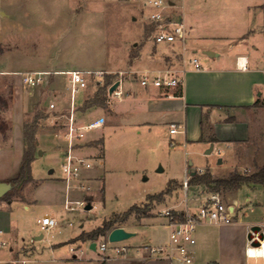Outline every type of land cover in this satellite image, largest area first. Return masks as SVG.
<instances>
[{
    "label": "crops",
    "instance_id": "1",
    "mask_svg": "<svg viewBox=\"0 0 264 264\" xmlns=\"http://www.w3.org/2000/svg\"><path fill=\"white\" fill-rule=\"evenodd\" d=\"M148 1L131 0L130 10L142 12L147 17L153 10ZM2 3L3 0H0V15L4 13ZM169 10L176 14L182 13L188 27L187 46L192 57L200 60L203 69L197 70L190 61L192 57L187 58L188 47L185 54L183 49L180 52L159 54L162 43H156L152 36L145 40V31L141 27L137 30L138 39L134 41L135 59L125 67L126 73L121 80L117 73H112L120 71V68H67L61 64L53 69L57 74L58 71L71 70H105L115 74V82H119L117 88L122 91V96L117 98L109 93L108 112L101 108L93 111V116L102 123L110 139L117 136L112 149L115 154L123 148L118 146L121 138L136 135L147 139L158 138L162 144L168 141L171 147L181 143L184 157L178 170L165 178L168 182L176 180L182 185L190 171L204 173L209 170L213 175L223 177L233 170H259L264 167V0H175V5ZM132 20L135 21L136 17L133 16ZM12 22H15L14 26L11 25L14 27L12 37L16 38L20 29L17 21ZM148 41L152 43L148 51L151 58L141 59ZM177 46L182 48L178 44H167L166 48L173 50ZM206 50L213 51L215 55L208 56ZM244 62L246 68L240 65ZM163 69H171L182 75V87L159 88L141 84L144 73ZM20 71L18 68H0L1 80L8 81L2 84V88L9 89L13 97L9 128L5 134L0 132V182L6 183L14 181L20 174L26 151V113L34 105L35 87H25L26 84L18 76L22 73ZM25 91H28V95H25ZM172 123L179 125L178 132H170ZM91 138L102 146L101 154L96 158L101 159L104 165L100 172L95 166L86 172L93 184L96 181L103 182L105 173H112L114 167L110 162L104 132L102 136ZM172 141L175 145H171ZM40 142H43V137L39 138ZM211 145L214 149H220L224 156L217 161L205 157V165L195 159L187 160L190 153L199 158L207 156ZM53 152L62 156L59 152ZM77 152L85 156L88 154L82 149H77ZM34 153L35 150L32 161L35 160ZM160 169L164 171L163 167ZM54 171L51 169L49 174L36 175L30 169L29 175L19 185L16 183L0 197V264H170L166 259L148 258L144 249L147 244L125 243L122 246L128 247V250L117 253L109 248L105 252L91 248L93 241L97 242L100 237L108 239L107 235H101L96 240H76L82 233L98 226L88 230L83 229V224L79 230L71 228L74 210L66 208V203L83 197H91L93 201L94 196L91 192L68 188L63 177L54 176ZM31 179L37 180L36 185L25 193L24 185ZM238 189L233 193L232 200L226 201L237 211L236 223L198 226L195 259L191 264H246V241L238 239L235 232V226L247 215L239 204ZM77 193L82 197L75 198ZM34 208L42 211L37 221L49 215L58 219L62 227L54 234H44L43 231L39 234L29 220ZM172 208L183 210L185 205L178 207L175 204ZM122 227L128 229L126 225ZM41 234L43 237L36 239ZM45 235L48 236L46 239ZM168 241L169 229L168 235L157 244ZM83 245L87 246V250ZM71 248H76V252Z\"/></svg>",
    "mask_w": 264,
    "mask_h": 264
},
{
    "label": "rangeland",
    "instance_id": "2",
    "mask_svg": "<svg viewBox=\"0 0 264 264\" xmlns=\"http://www.w3.org/2000/svg\"><path fill=\"white\" fill-rule=\"evenodd\" d=\"M26 1L29 2L28 5ZM108 1L110 2L107 3L106 0H3L4 13L0 15V68H18L19 71L21 70L20 72L46 71L50 73L46 83L35 87L34 105L26 113L24 123L25 130V124H31L39 110L49 115L39 119L37 128V136L38 138L43 137V142L36 146L35 160L31 164V169L36 175L49 174L53 169L55 170L54 176L63 177L62 162L70 144L67 134V116L71 111L70 74L69 71H58L57 74L53 67L64 64L67 68H120V71H124L136 56L134 41L138 39V28L144 29L145 40L153 35L154 26L144 13L130 10L131 0ZM133 16L136 17L135 21L132 20ZM13 20L17 21L20 29L16 38L12 37L14 28L12 26L15 25ZM166 45V43H162L161 51L159 50L158 53L182 51V48L178 46L173 50L167 49ZM151 46V41H148L145 46L147 53L144 52L141 59L148 58L150 60L151 53L148 51L151 50ZM188 49L187 58L190 59L193 54L190 47ZM199 55L204 57L201 52ZM81 72L86 75L88 86L77 95V104L84 101L82 105L75 107L77 125L98 120L92 112L101 108L108 112L110 105L108 101L104 105L100 101H96L93 106L86 108V101L95 99L99 83H105L108 74L100 79L95 77L94 71ZM113 75V80L117 79L116 75ZM18 76L21 77V73ZM13 77H17V75ZM7 82L1 80L0 74V132L2 134H5L9 128V115L13 100L11 91L2 88V84ZM25 87L28 88L27 85ZM25 95H28V91H25ZM51 102L55 103L54 108L50 107ZM102 127L87 130L84 138L73 139L74 147L86 150L88 152V154L85 153L86 156L91 158L93 167L95 166L96 170L100 172L104 165L101 159L96 157L101 154L102 146L98 144L99 141L91 137L102 136V132H104L111 156L110 162H112L114 170L112 173H105L103 182L96 181L91 184L90 192L94 196L91 201L93 205L91 209H86V205L89 203L87 198L84 206L75 205L76 208L71 215L73 219L71 228L79 230L80 225L83 224V229H91L101 225L104 219H109L114 214H122L133 205H139L140 208L127 221L115 226H128L126 230L134 233L133 236L118 242H110L108 239L100 237L97 242L100 244L102 241H106L109 249H114L117 245L122 246L125 243L130 245L157 244L168 235L166 220L159 216L158 212L175 204L178 207L184 205L185 195L182 185L174 184L172 193L165 197L167 200L161 203L156 201L152 208L146 209L144 204L149 195L159 193L167 187L168 181L165 178L171 172L178 170L181 159L184 157V148L181 143H178L176 147H171L168 141L162 144L158 138L157 140L147 139L136 135L121 138L118 146L123 147V152L119 150L115 154L112 149L116 143L114 138L117 136L110 139ZM40 149L43 151L42 154H39ZM53 151L61 153L62 156ZM223 156L224 153H218L217 149H214L207 156L200 158L190 153L187 155V160L195 159L198 163L205 165L207 163L205 157L217 161ZM161 167L164 168V171L160 169ZM36 182L37 180L31 179L25 183V193L32 190ZM205 190L207 189L201 186L196 191H190L189 197L200 195ZM234 192L235 190L223 191L224 200L231 201ZM79 193L75 198L82 197ZM237 198L239 204L242 205V212L247 215L245 214L242 222L235 226L236 237L245 239L247 246V223L260 220L264 216V186L261 184L242 185L237 191ZM41 213V210L34 208L29 214V220L33 222L39 234L42 230L37 216ZM144 219L145 221H143ZM61 227L62 225L59 223V226L53 229L51 234L57 232ZM47 237L45 235V239ZM83 247L87 250L86 245ZM246 264H264V260L262 258H246Z\"/></svg>",
    "mask_w": 264,
    "mask_h": 264
},
{
    "label": "built area",
    "instance_id": "3",
    "mask_svg": "<svg viewBox=\"0 0 264 264\" xmlns=\"http://www.w3.org/2000/svg\"><path fill=\"white\" fill-rule=\"evenodd\" d=\"M148 5L153 10L148 14L149 22L154 26L152 35L156 43L178 44L182 47L183 53L187 50L188 27L184 21L182 13H175L169 10L175 5V0H149ZM169 10V11H168ZM191 63L197 70L204 66L197 57L191 58ZM246 68V62L240 64ZM110 72L104 70L95 71V77L103 79ZM126 72L117 73L119 80ZM50 73L46 71L22 72V82L29 87H38L47 81ZM69 96L71 111L68 117L67 134L70 139L64 160L62 162L63 179L68 188L77 189L89 193L92 190L89 177L86 172L93 167V162L88 156L78 154L73 145V139L86 137V131L102 126L100 121H94L88 124L77 125L75 119V107L77 105V95L83 92L88 86L86 75L79 70L69 71ZM98 82V81H97ZM140 82L144 86L154 85L159 88L182 87L184 77L171 69H163L156 72H147L141 76ZM112 95L120 98L122 91L116 89ZM50 107L54 108L55 103L51 102ZM179 125L171 124V133L178 132ZM175 145V142H171ZM221 153V150H217ZM190 174L187 173L182 181L184 190L183 210L177 208H164L158 212L159 216L166 219L169 229V241L167 243L145 245L144 249L147 257L150 259H166L170 264H191L195 259L194 246L197 243L196 230L202 224L226 225L234 224L237 219V211L234 206L227 203L222 194L218 191L205 190L200 195L189 197L190 191H196V188L190 184ZM86 198L74 201H68L66 208L75 210V205L84 206ZM40 228L44 234H49L53 229L59 226L58 219L44 215L38 219ZM69 224H72L70 222ZM96 248L101 252L108 249L106 241L100 244L96 242ZM76 252V248H71ZM114 250L117 253H125L128 250L126 246H116ZM246 255L248 258H262L264 260V216L260 220L248 223V244L246 246Z\"/></svg>",
    "mask_w": 264,
    "mask_h": 264
},
{
    "label": "trees",
    "instance_id": "4",
    "mask_svg": "<svg viewBox=\"0 0 264 264\" xmlns=\"http://www.w3.org/2000/svg\"><path fill=\"white\" fill-rule=\"evenodd\" d=\"M113 77L114 75L112 73H108V75H106L105 83H99V89L95 95V99H88L86 101V108L93 106L96 101H100V103L103 105L107 102L109 89L115 83ZM48 116L49 115L45 114L44 111L39 110L33 122L31 124H25L24 138L26 143V151L24 155V161L18 178L10 182L12 185L21 183V180H24L27 175H29L33 160V152L36 149V146L39 144V138L37 136L39 119ZM191 172L192 171H190L189 174L191 176L190 184L192 187L196 188L200 185L204 186L207 190L218 191L221 194L223 191L237 190L243 184H261L264 186V167L251 173L233 170L227 176L223 177H215L209 170L205 171L204 173L195 172L192 174ZM174 184L177 185L179 182L176 180H171L168 182L167 187L163 191L149 195L147 199L148 201H146L144 204L146 209L152 208L155 201L161 202L167 195L171 194L174 189ZM87 199L89 202L92 200L91 197H88ZM139 208V205H133L122 214H114L113 217L106 219L102 225L98 226L92 231L82 233L76 240H96L101 235H107V233L118 223L127 221L130 216Z\"/></svg>",
    "mask_w": 264,
    "mask_h": 264
},
{
    "label": "water",
    "instance_id": "5",
    "mask_svg": "<svg viewBox=\"0 0 264 264\" xmlns=\"http://www.w3.org/2000/svg\"><path fill=\"white\" fill-rule=\"evenodd\" d=\"M205 54H207L208 56H214L215 53L211 50H206L205 51ZM119 85V82H115L109 89V93L112 94L118 87ZM214 149V146L211 145V147L207 150V154H210ZM43 151L40 149L39 150V154H42ZM219 162H222L221 160ZM192 174H194L195 172L192 171L191 172ZM12 184L9 183V182H0V197H2L3 195H5L11 188H12ZM93 207L92 203L89 202L87 205H86V209L89 210ZM134 233H130L128 232L124 227L122 226H117L113 229H111L108 233H107V237H108V240L110 242H118V241H122L124 239H127L131 236H133ZM43 237V235H39L36 237V239H41ZM91 248L92 249H95L96 248V241H93L91 243Z\"/></svg>",
    "mask_w": 264,
    "mask_h": 264
}]
</instances>
